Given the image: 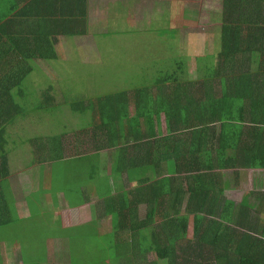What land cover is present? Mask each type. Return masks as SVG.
Masks as SVG:
<instances>
[{
    "label": "trees",
    "instance_id": "trees-1",
    "mask_svg": "<svg viewBox=\"0 0 264 264\" xmlns=\"http://www.w3.org/2000/svg\"><path fill=\"white\" fill-rule=\"evenodd\" d=\"M219 1L220 12L207 25H220V52L195 59L194 80L187 78L185 59L176 57L173 70L160 73L151 86L102 90L86 104L85 88L70 79L67 86L72 81L76 90L61 102L68 113L94 110L101 122L93 121V113L90 124L74 128L62 122L59 133L16 141L7 127L26 117L24 85L36 67L32 60L53 61L60 37L86 34L89 8L88 0H0V230L19 221L12 156L23 151L30 160L22 171L23 193L34 214L39 195L57 204L61 192L66 206L76 209L89 203L88 178L104 183L101 194L91 193L98 199L95 219L59 225L76 234L73 239L88 223L109 217L103 255L113 264H264V0ZM62 104L38 103L32 111L54 109L65 116ZM91 160L97 168L60 172L58 180L52 177L53 190L44 191L45 174L55 164ZM33 167L41 172L29 173ZM145 168L152 179L112 194L110 175ZM254 172L262 174L261 190L243 194L239 202L227 196ZM76 178L86 185L83 191ZM71 194L79 202L70 201ZM62 233L57 237L71 240ZM124 244L129 254L119 250ZM67 249L72 263L76 254L68 243ZM149 254L155 259L147 261Z\"/></svg>",
    "mask_w": 264,
    "mask_h": 264
},
{
    "label": "rangeland",
    "instance_id": "rangeland-1",
    "mask_svg": "<svg viewBox=\"0 0 264 264\" xmlns=\"http://www.w3.org/2000/svg\"><path fill=\"white\" fill-rule=\"evenodd\" d=\"M122 3L127 4L122 6ZM88 8L90 21L86 34L74 38L60 37L53 48L56 56L53 61L47 63L40 58L32 60L36 67L34 66L24 85L26 99L29 100L25 108L26 117L7 127L6 134L12 136V140H24V136L43 135L51 131L59 133L62 122H68L74 128L77 124H90L93 113V121L101 122L94 110L74 116L68 113L70 108L62 104V101L69 99L76 90L72 81L75 82V87L85 88L83 95L87 99L86 104H90L89 100L105 89L115 88L113 91H118L151 86L160 73L167 74L173 70L176 57L185 59L187 78L194 80L197 69L195 59L217 56L220 52V25H207L210 18L216 17L220 12L219 0H88ZM2 14L7 15L8 12ZM70 79L72 88L67 86ZM68 90L71 92L68 93ZM38 103L43 108L60 103L65 105L62 110L67 114L64 116L54 109L33 112ZM137 114H140V111ZM57 122L59 123L55 125ZM72 132L70 129L66 130L69 135ZM75 141L79 143L82 137ZM12 146L13 144L8 148ZM25 147L26 153L32 152L30 147ZM26 156L23 151L12 156L13 188L19 202V212L25 216L21 191L26 181L22 171L26 170L27 161H30ZM87 165L88 168H97L98 163L91 160L88 164H55L52 172L48 169L45 174L44 191L53 190L52 177L58 180L57 177H61L60 172H66L68 169L81 171V168H87ZM28 172L38 175L41 170L39 167H33L29 168ZM152 176L148 168L128 171L125 177L110 175L112 194L127 190V186L133 188L135 183L140 184L141 180L152 179ZM76 180L83 191L86 185L83 187L77 178ZM261 180L260 172L242 176L238 186L227 196L238 201L243 194L261 190ZM67 184L66 181L59 183L62 187ZM124 184L127 186L123 188ZM88 186L91 188L86 190L89 205L77 210H70L63 205L61 192L56 193L59 197V205L56 206L54 201L48 199L50 197H46L47 194L39 195V199L45 198L43 203L39 204V213L34 214L31 206L29 216L0 230V264H50L51 260V263L56 264L65 260L67 243L72 253L76 254L73 255L71 264H113L110 256L103 255L108 245L104 239L105 233L111 229L109 217L88 223L82 234L73 239L72 236L76 234H70V229H63L96 218L98 199L91 193L101 194L105 187L104 183H94L89 178ZM69 198L73 202L80 200L74 194ZM252 201L254 200L249 202L254 203ZM59 222L63 227H60ZM62 231L69 234L70 241L56 239L63 234ZM118 248L125 254L131 252L129 244ZM154 259L150 254L146 258L147 261ZM158 264L167 262L160 260Z\"/></svg>",
    "mask_w": 264,
    "mask_h": 264
},
{
    "label": "crops",
    "instance_id": "crops-1",
    "mask_svg": "<svg viewBox=\"0 0 264 264\" xmlns=\"http://www.w3.org/2000/svg\"><path fill=\"white\" fill-rule=\"evenodd\" d=\"M79 36H82V35H79ZM75 37H77V36H75ZM69 38V37H68ZM74 38V37H73ZM2 69V68H1ZM3 71H6V70H2V72ZM106 91H108V89H105V92ZM26 180V179H25ZM127 185L126 184H124L123 185V188L124 187H126ZM136 186V183H135V185H134V187ZM24 187L25 188H27L26 187V185L24 184ZM130 187V188H129ZM133 187V188H134ZM127 190H122V191H119V192H127V191H129V189H132L131 188V186H127ZM117 192H115V194H116ZM22 197H23V202L25 203V210H24V212L26 213V216H29V211H30V209H31V206L26 202V200H25V196H24V193H23V190H22ZM62 196V199H63V195H61ZM46 197H50L49 195H47ZM49 200H51L50 198H48ZM40 200V204H42L43 203V201L45 200V198H43V199H39ZM237 202H239V200L237 201ZM58 204V203H57ZM66 204H67V202H65L64 200H63V205H65L66 206ZM17 205H18V218H19V220H22L23 218H25L26 216L25 215H23L22 213H20L19 211H20V206H19V202H17ZM59 205V204H58ZM87 205H89V204H87ZM55 206H56V203H55ZM84 206H86V205H84ZM83 206V207H84ZM67 207V206H66ZM68 208V207H67ZM80 208H82V207H80ZM69 209V208H68ZM77 209H79V208H76V209H70V210H77ZM56 239H60V238H58V237H56ZM68 255V256H67ZM51 262H52V260H51ZM50 262V264H53V263H51ZM59 262H62L63 264H71V257H70V251L67 249V252H66V254H65V260L64 261H58L57 263H59ZM56 263V264H57Z\"/></svg>",
    "mask_w": 264,
    "mask_h": 264
}]
</instances>
